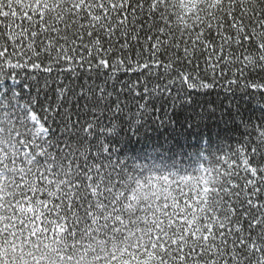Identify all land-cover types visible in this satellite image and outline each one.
I'll return each instance as SVG.
<instances>
[{"label": "snow or ice", "instance_id": "snow-or-ice-1", "mask_svg": "<svg viewBox=\"0 0 264 264\" xmlns=\"http://www.w3.org/2000/svg\"><path fill=\"white\" fill-rule=\"evenodd\" d=\"M0 264H264V0H0Z\"/></svg>", "mask_w": 264, "mask_h": 264}]
</instances>
